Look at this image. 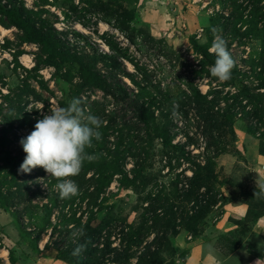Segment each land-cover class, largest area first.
<instances>
[{"label":"rangeland","instance_id":"obj_1","mask_svg":"<svg viewBox=\"0 0 264 264\" xmlns=\"http://www.w3.org/2000/svg\"><path fill=\"white\" fill-rule=\"evenodd\" d=\"M0 4L24 8L27 21L48 33L53 42L46 46L28 42L26 34L0 12V28L5 31H0V264H10L9 250L14 264H70L57 259L55 250L43 249L50 228L40 234L37 253L30 247L38 229L33 218H41V206L51 199L58 201L52 224L67 221L70 228L73 220L80 217L83 224L92 214V228L107 224L93 248L101 250L106 240L112 242L111 248H118L120 239L125 247L128 235L140 225L141 242L129 248L125 264H135L143 253L142 264H202L205 256L213 264L264 259V138L259 137L264 126L253 134L245 130L251 120L260 118L264 123V35L255 31L264 25V0H1ZM252 12L258 14L256 20ZM225 19L230 24L227 32ZM208 29L217 32L211 37ZM247 31L250 34L243 35ZM216 35L227 42L235 60L227 81L212 77L210 67L200 72L202 57L193 47V42L206 44L210 37L212 44ZM54 44L65 48L71 58L59 61ZM81 65L110 76L113 90L124 83L128 92L124 99L114 100L94 86L81 91L83 100L88 97L103 110L102 126H109L108 147L116 128L136 135L134 144H139L137 136L145 140L141 104L152 112L155 123L164 125L170 141L163 148L155 139V148L145 158L144 183L123 187L120 176L114 175L97 207H86L87 199L80 197L60 201L58 181L49 183L43 168L19 171L26 156L21 140L50 106L70 100ZM68 71L70 81L63 76ZM189 85L207 95V100L217 96L221 114L232 112L234 138L227 133L218 138L219 150L225 151L214 158L213 173L207 178L203 167L214 149L204 150L193 104L185 101L184 111L175 112L164 102V98L188 96ZM257 109L258 115H253ZM108 114L114 117L107 118ZM135 152L140 156L126 154L119 160L129 177L137 158L145 157L139 145ZM100 206L113 207L109 211L135 230L124 227L120 235L119 227L106 220L105 210L95 211ZM254 215L261 216L254 220ZM110 250L105 258L118 252Z\"/></svg>","mask_w":264,"mask_h":264},{"label":"trees","instance_id":"obj_2","mask_svg":"<svg viewBox=\"0 0 264 264\" xmlns=\"http://www.w3.org/2000/svg\"><path fill=\"white\" fill-rule=\"evenodd\" d=\"M260 0H257V2ZM1 2V0H0ZM240 7V6H238ZM241 10L243 11L244 8ZM256 11V9H255ZM0 12H3L6 14L9 18V21L11 25L15 26L19 30L23 31L26 34L27 41L33 42L36 44H39L41 46L50 45L53 42H51V37L48 36L49 34L44 33V31L40 28H38L35 24H30L27 19L25 18V14H27L26 10L23 8L21 10H15L13 8H7V6H2L0 4ZM252 18L253 20H256V13L252 12ZM264 21V20H263ZM213 24V23H212ZM227 19H225V22L223 23V31L227 32L229 30V25H227ZM253 27V26H252ZM260 35H264V25L261 29L255 30ZM217 30L214 32L212 29H208V33H211V37L214 33H216ZM233 32H237L235 28H233ZM250 33L247 31L246 33H243V35H249ZM211 37L209 38V42L206 44H196V42H193L194 49L201 55L202 61L199 62L200 72H204V67H211L214 64L215 56L213 54H210L208 51V47L211 44ZM55 47H57L59 51V61H62L66 58H71L68 51L63 48L62 46H59L57 44H54ZM63 57V58H62ZM51 65H56L54 62H50ZM58 68V66H57ZM56 68V69H57ZM59 70V69H58ZM77 74L75 75L79 82L75 85V91L74 95L70 97V100L65 98L61 102L58 103V106H66L73 98L79 99L81 101V107L85 111L86 114H92L95 116H98L101 119V115L103 110L97 109L96 102L90 101L88 102V97H86L85 100L81 98L82 94L81 91L83 88H89V87H96L101 89L107 94H110L114 100L117 99H124L127 97V89L124 87V83L120 82L117 85V89L113 90V87L111 85V81H108L110 79V76H104L101 75L99 72H95L87 65H81L79 69H76ZM199 72V73H200ZM72 72H65L63 73V76L65 77L66 81L72 80ZM126 76L133 82V79L130 74L126 73ZM232 78V73H231ZM230 78V79H231ZM262 87L264 88V84H262ZM189 95H182L176 100H169V98H164V102L167 104V107L171 110H175V112H182L184 111V103L185 101H188L193 104L194 114H195V124L197 129L199 130L201 136L204 139V150L206 152H209L210 149H214V156L207 157L204 163L203 172L204 177L207 178L208 176L212 175L213 168L215 166L214 158L219 154L222 153L224 148H221L219 150V139L224 133L230 134L231 140L234 138V132H233V122H232V112L230 110L225 111V113H220L218 111V106L220 104L219 98L217 96L212 97L210 100L206 99L207 95L202 94L196 86L189 85L188 88ZM163 100H161L159 103H161ZM11 105V104H10ZM140 112V120L141 123L145 127V133L146 137L144 139H139L140 137L137 136V139L139 140V144L135 143L134 138L136 135L130 134V130L127 132H124V128H116L113 129L114 133V141L113 143L108 147L106 139L108 140L109 133V126L103 127L99 129V131L102 133V138L97 141L93 140L92 147H90V150L86 149V152L89 156L92 157L91 160H85L82 166V169L80 173L75 176L71 177L76 183H78L79 192L77 195L72 196L71 198L67 199H60V201H67L70 199H74L76 197H80L81 199H87L86 201V207H97L99 204L97 203V200L101 194L104 193L105 188L110 183V181L113 179L114 175H119L120 179H118V183L123 187H131L136 188L138 185L144 183L148 176L147 173H145L147 169V165L145 164V158L149 154L148 152H151L155 148V139L159 138L160 143L163 148L170 145V141L166 136L164 125L155 123L153 121V115L152 112H148L144 108V105L141 104L139 106ZM256 111L252 112L254 115H258L259 112ZM113 113V112H112ZM104 116V115H103ZM110 116L114 117V115H106L107 118ZM102 120V119H101ZM264 126L263 121L260 118H257V120L250 121L249 126L245 127V130L247 133L253 134L254 132L258 131L259 129H262ZM226 129V130H224ZM261 138H264V133L259 134ZM143 141V142H142ZM142 142V144H140ZM144 144V145H143ZM139 145V149L142 150V152L145 154L144 159H140V161L136 160L133 165L132 169V176L129 177L125 172L123 173V169L121 167V163L119 160H124L126 154H130L133 157L140 156L139 153L135 152L137 150V147ZM146 147L144 150L143 147ZM218 149V150H217ZM104 151L108 152L107 155H102ZM10 160V159H9ZM13 160V159H11ZM10 160V161H11ZM136 167V168H135ZM90 172V175L86 177L87 173ZM49 183L57 182V180L53 177H49ZM137 184V186H136ZM80 189H83V192L80 191ZM20 195V194H19ZM59 196V194H57ZM3 198H0V203L2 202ZM104 200V199H103ZM102 200V201H103ZM100 201V202H102ZM57 200H50V203L48 205H42V214L41 218L37 220V218L34 219V223L37 226V232L34 233L33 238L30 240V247L31 249H34V251L37 253L39 251L38 249V240L40 238V234L46 230L47 228H50L49 232V239L45 242L43 249H53L56 251V257L57 259L67 261L70 264H125L128 259H130V256L128 255V250L132 245L139 244L141 240L138 238L137 234L141 233L142 228L137 226V229L135 232H132V236L128 235V241L125 245V247H122V242L120 239L119 247L111 248L110 245L112 242L109 240H106L105 243H103L102 249H97L96 247H92L93 245L98 243V235L103 227H105L107 224H104V226L100 229L92 228L90 226L91 217L85 221L83 224L79 222V218L72 221L73 224L70 228H68V223L64 221L59 222L58 224H52L50 221V217L54 214L55 211H57ZM113 207H98L97 210H95L97 213H101L103 210H105L104 215H106V220H108V223L113 222L114 228L119 227L120 235L123 234V228L127 227L130 228V232L135 230L133 226H128L125 223V219L121 218L120 216H117V214H112L109 210ZM29 210L30 215H32V208L29 206L27 208ZM92 209V208H91ZM107 209V210H106ZM28 213V212H27ZM96 213V214H97ZM249 215V212L246 213V216ZM261 215H254V220H256ZM32 219V216H30ZM37 222V223H36ZM104 222V221H103ZM120 224L118 225L117 224ZM33 223V224H34ZM59 227V228H58ZM132 229V230H131ZM26 232L24 229L21 230V234ZM58 234L56 238L54 237V234ZM60 235V237H59ZM122 247V249H121ZM105 248V249H104ZM112 249L113 251H118L115 253L113 257L105 258L106 254L110 252ZM120 250V251H119ZM148 253V252H147ZM145 255L146 253H143V257L139 258L135 264H142L145 261ZM153 255V254H152ZM9 260L10 264H14L16 262L14 253L12 250H9Z\"/></svg>","mask_w":264,"mask_h":264},{"label":"clouds","instance_id":"obj_3","mask_svg":"<svg viewBox=\"0 0 264 264\" xmlns=\"http://www.w3.org/2000/svg\"><path fill=\"white\" fill-rule=\"evenodd\" d=\"M208 51L215 56L209 69L211 76L219 81L229 80L235 60L227 42L216 35ZM102 124L98 116L85 113L79 99L73 98L63 107L50 106L49 113L44 114L34 130L20 142L26 156L19 171L30 173L37 167L43 168L58 181L56 188L61 199L77 195L79 188L71 177L80 173L85 160L92 159L86 149L92 147L93 140L102 138L99 131ZM255 264H264V259H257Z\"/></svg>","mask_w":264,"mask_h":264},{"label":"crops","instance_id":"obj_4","mask_svg":"<svg viewBox=\"0 0 264 264\" xmlns=\"http://www.w3.org/2000/svg\"><path fill=\"white\" fill-rule=\"evenodd\" d=\"M260 221H263V220H260ZM256 260L257 259H253L252 261L249 262V264H255ZM202 264H213V262H211V260H208V257L205 256L202 259Z\"/></svg>","mask_w":264,"mask_h":264},{"label":"bare ground","instance_id":"obj_5","mask_svg":"<svg viewBox=\"0 0 264 264\" xmlns=\"http://www.w3.org/2000/svg\"><path fill=\"white\" fill-rule=\"evenodd\" d=\"M0 31H1L2 34H4V32H5L4 29H1V28H0ZM23 60L26 61V57H24Z\"/></svg>","mask_w":264,"mask_h":264}]
</instances>
